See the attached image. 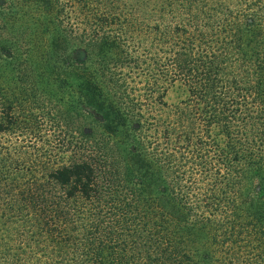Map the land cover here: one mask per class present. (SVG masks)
<instances>
[{"label": "trees", "instance_id": "obj_1", "mask_svg": "<svg viewBox=\"0 0 264 264\" xmlns=\"http://www.w3.org/2000/svg\"><path fill=\"white\" fill-rule=\"evenodd\" d=\"M0 264H264V0H0Z\"/></svg>", "mask_w": 264, "mask_h": 264}, {"label": "rangeland", "instance_id": "obj_2", "mask_svg": "<svg viewBox=\"0 0 264 264\" xmlns=\"http://www.w3.org/2000/svg\"><path fill=\"white\" fill-rule=\"evenodd\" d=\"M183 88L179 85L173 86L172 88L169 89L166 98L169 101H174L177 98H179L180 96L183 95ZM5 138L4 136L2 137V139Z\"/></svg>", "mask_w": 264, "mask_h": 264}]
</instances>
